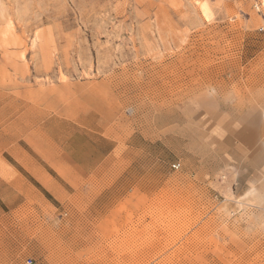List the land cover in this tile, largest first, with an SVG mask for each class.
<instances>
[{"label":"rangeland","instance_id":"obj_1","mask_svg":"<svg viewBox=\"0 0 264 264\" xmlns=\"http://www.w3.org/2000/svg\"><path fill=\"white\" fill-rule=\"evenodd\" d=\"M28 259L264 264V5L0 0V264Z\"/></svg>","mask_w":264,"mask_h":264},{"label":"built area","instance_id":"obj_2","mask_svg":"<svg viewBox=\"0 0 264 264\" xmlns=\"http://www.w3.org/2000/svg\"><path fill=\"white\" fill-rule=\"evenodd\" d=\"M255 8L259 9L263 6V0H252ZM180 163L173 164V168H179ZM24 264H32V259H28Z\"/></svg>","mask_w":264,"mask_h":264},{"label":"crops","instance_id":"obj_3","mask_svg":"<svg viewBox=\"0 0 264 264\" xmlns=\"http://www.w3.org/2000/svg\"><path fill=\"white\" fill-rule=\"evenodd\" d=\"M74 163L77 165V167H81V168H83V165L80 163V162H78V161H74ZM42 186V185H41ZM43 187V186H42ZM44 188V187H43ZM47 192H49L46 188H44Z\"/></svg>","mask_w":264,"mask_h":264},{"label":"bare ground","instance_id":"obj_4","mask_svg":"<svg viewBox=\"0 0 264 264\" xmlns=\"http://www.w3.org/2000/svg\"><path fill=\"white\" fill-rule=\"evenodd\" d=\"M263 5H264V1H263ZM203 10H204V13L206 14V15H208L209 14V12H208V8L206 7V5H203ZM204 14V15H205ZM11 22V21H10Z\"/></svg>","mask_w":264,"mask_h":264}]
</instances>
